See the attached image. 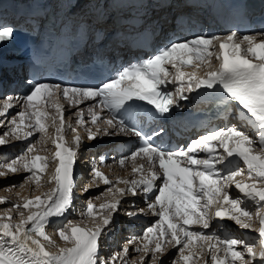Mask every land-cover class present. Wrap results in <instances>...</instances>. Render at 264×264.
Returning a JSON list of instances; mask_svg holds the SVG:
<instances>
[{"label": "snow or ice", "instance_id": "6c2138e0", "mask_svg": "<svg viewBox=\"0 0 264 264\" xmlns=\"http://www.w3.org/2000/svg\"><path fill=\"white\" fill-rule=\"evenodd\" d=\"M15 31L14 26L0 25V46L10 43ZM187 66L194 70L185 72ZM201 69L203 75L198 74ZM168 84L179 86L168 92ZM198 89L221 91L225 103L236 106L238 117L252 133L232 124L212 129L186 146L169 149L156 143L163 129L148 135L134 122L140 107L136 101L152 106L154 113L149 116H164L178 106V100L189 99L186 92ZM61 101L71 108H79L85 101L97 103H91L87 113L79 108L73 126L71 117L65 120L67 109ZM16 105L20 107L16 115L7 124L0 121V127L7 128L0 135V146L13 140L29 141L36 134L39 138L29 141L16 158L0 162V178L28 174L19 185L3 189L11 193L18 187L16 201L0 196V205H10L0 211V264H163L161 258L170 248L178 253L172 264H264V30H230L223 36L196 34L170 40L156 54L122 67L97 86L35 82L24 97L0 100V116ZM105 110L107 115L102 116ZM85 114L92 127L86 126ZM77 126L83 127L89 141L121 134L141 140L130 156L118 161L121 167L131 162V179L117 177L113 182L99 166L92 168L90 182L79 191L87 193L100 183L110 186L101 194L103 203L97 206L93 199L87 201L80 221L66 215L75 211V165L85 138ZM50 127L55 129L54 138L48 135ZM67 131L74 134L70 144ZM49 140L55 146L51 161L38 154L47 151ZM51 162H55L54 174L47 182L55 186L40 194L21 195L26 185H35L33 192L41 189L40 174ZM141 194L147 208L139 211L158 219L119 252L102 256L103 239L115 223L122 199ZM85 217L91 220V227ZM225 219L258 233V237L247 240L219 234L227 229L221 223ZM49 227L52 234L46 230Z\"/></svg>", "mask_w": 264, "mask_h": 264}, {"label": "bare ground", "instance_id": "6f19581e", "mask_svg": "<svg viewBox=\"0 0 264 264\" xmlns=\"http://www.w3.org/2000/svg\"><path fill=\"white\" fill-rule=\"evenodd\" d=\"M171 8H172V6H167V7H165V8H159L158 6H153V7H151V13H153V14H155V17H157L158 18V21L162 24V23H167V17L169 16V14H170V12H171ZM162 14H166V18H163L162 17ZM163 27V26H162ZM226 122H228L229 124H236V125H238L239 127H243L244 128V130L246 129L245 128V126L244 125H242V124H240L239 123V121H236V119L235 118H233L232 116H229L228 118H226ZM224 124V123H223ZM2 128L3 127H0V131L2 130ZM52 130H54L53 128H51ZM39 137H37L36 139H38ZM35 139V140H36ZM87 141H89V140H87ZM35 142V141H34ZM108 146V144H105L104 145V147H107ZM38 147V149L40 148V146L38 145L37 146ZM45 147H46V149H47V151H40V152H38V154H40V155H46V156H48L49 157V159H50V161L52 160V155H53V149H51V147H52V145H45ZM11 151H12V149H10V148H7L5 151H3V152H0V160L2 159V158H6L7 160H11V159H14L15 158V156H13L12 154H11ZM83 152H88V150H85V149H83ZM18 156V155H17ZM53 169H54V162H51L50 163V166H49V168H47V169H45V171H44V173H42V174H40L41 176H42V181H41V183H42V187H41V189L38 191V192H33L32 191V189L33 188H35V185H26V188H25V190L21 193V195H23V196H31V195H36V194H40L41 192H46V191H48L49 190V188H51V186H52V184L50 185V184H48V177L49 176H51V175H53ZM23 174V173H22ZM14 176V175H13ZM21 175H16V176H14V177H11V178H7L8 180H11V181H8V180H5L4 182V184H2L1 182H0V196H8V194H6V192L5 191H3V189L4 188H6V187H9V186H11V185H19L20 183V181H21V177H20ZM24 178V177H23ZM1 180H3V178H0ZM237 179H238V177H237ZM24 180V179H23ZM23 180L21 181V182H23ZM90 180H91V177H89V178H87V179H85V181L84 182H82V186L84 185H87L89 182H90ZM239 180V179H238ZM80 182L81 181H77V187H80ZM101 184L102 183H100L99 184V187L101 186ZM4 185V186H3ZM103 185V184H102ZM119 187H121V185H119ZM108 188V187H107ZM107 188H105L104 190H102V191H99L100 189L98 188L97 189V187H94V188H92V189H90L87 193H81L80 191H79V189L80 188H78V190H77V193H78V197H77V200H80V199H82L83 200V202H87L89 199H93V202L95 203V204H99V203H103L104 202V200H105V196H102L101 194L102 193H105L106 192V189ZM234 189V188H233ZM13 191L14 192H16V191H19V188L17 187V188H14L13 189ZM14 192H13V195H15L14 194ZM232 194L233 195H235L236 194V191L234 190V191H232ZM86 196H88V198L89 199H86ZM97 196H101V199H99V200H95L94 198L95 197H97ZM9 198L11 199L12 198V195H10L9 196ZM16 198V197H15ZM109 199H110V196L108 197ZM133 200V202L136 204V206L137 207H139V209H141V208H144L145 209V207H144V203H143V201H141V200H138V199H135V198H129V200H127V201H125V203H127V204H129V203H131V201ZM122 203H124V201H122ZM124 206V204H122L120 207H119V209H118V212H124V210H126V209H129V207H123ZM126 206H128V205H126ZM6 206H4V204L3 205H0V211H2L4 208H5ZM77 208H79V206H77ZM80 209H78V211H79ZM98 210V209H97ZM133 210H137V209H131L130 211H133ZM254 210V209H253ZM118 212L116 213V215L118 214ZM137 215H139V216H143L144 215V213H141V212H135ZM66 215H68V218L69 219H71L72 218V215H75V216H73V217H75L76 218V213L74 212V214H73V212H71V214L69 215V214H66ZM151 215V214H150ZM114 216H115V214H114ZM122 216H126V214H123V215H120V217H119V215L118 216H115V218H116V222L117 221H121L122 222V224H124V221L125 220H129V219H131V218H129V219H123L122 218ZM73 219V220H75V221H80V220H76V219ZM85 221H86V223L88 224V226L89 227H91L92 226V223H91V220L90 219H87L86 217H85ZM145 222V221H144ZM213 223H215V221L213 222ZM222 223V222H221ZM114 228H115V226L114 227H112L111 228V231L108 233V235L106 236V237H108V236H112V234L114 233ZM124 228L122 227L121 228V230H123ZM50 234H52L53 233V229L51 228V227H49L48 229H46ZM135 230V229H134ZM227 230H228V228L227 229H225L223 232H227ZM205 231H209V230H205ZM244 231V230H243ZM124 232H126V233H128L127 235L128 236H124L123 234H121L120 235V233H117V240H118V238H125V237H134V235L132 234V232H130V231H124ZM134 233V232H133ZM234 233L235 234H238V235H240V236H242V239L244 238V239H247V240H251L252 238H254V237H258V234L256 233V232H253V231H251V230H245V233L243 234V232H241L239 229H234ZM104 238L103 239V241H105L104 242V245L105 244H107V245H112V243L113 242H110L109 243V241L110 240H107V238ZM54 239H56L57 240V242L58 243H62L61 241H59V238H58V236H54ZM112 240V239H111ZM112 241H114V240H112ZM127 241H125L124 242V244L126 243ZM123 244V245H124ZM110 249H112V248H109V249H107V246H105V247H102L101 248V255L102 256H104V257H106L105 256V254L106 253H108L109 252V250ZM108 252H107V251ZM114 251V253H115V250H113ZM117 252V251H116ZM172 253H173V250L170 248V250H169V252L164 256V257H162L161 259L163 260V264H166L167 263V261H169L170 260V258H171V256H172ZM113 254V253H112ZM111 253H110V256L112 255ZM108 256V255H107ZM109 257V256H108Z\"/></svg>", "mask_w": 264, "mask_h": 264}, {"label": "rangeland", "instance_id": "374dc122", "mask_svg": "<svg viewBox=\"0 0 264 264\" xmlns=\"http://www.w3.org/2000/svg\"><path fill=\"white\" fill-rule=\"evenodd\" d=\"M18 175V174H17ZM19 175H21L20 177L22 178L21 179V181L24 179L23 177H25L26 175H28L27 173H21V174H19ZM14 176H16V175H14ZM14 176H10V177H8V179L9 178H11V177H14ZM7 178H3V180H1L0 179V182L2 183V184H4L5 182V180H8ZM238 179L239 180H243L244 178L243 177H238ZM8 181H11V180H8ZM21 181L19 182V183H21ZM4 186V185H3ZM1 187V186H0ZM233 187H234V185H233ZM101 188V189H100ZM99 189V191H102V190H104L106 187H104V186H102V187H100ZM98 189V188H97ZM13 192L14 191H12L11 193H7L6 192V194H8V196H10V195H12V198L10 199V201H16L18 198L15 196V195H13ZM14 194H15V192H14ZM16 197V198H15ZM86 199H89L88 198V196H86ZM86 204H87V202H82V204H80L79 205V203H78V205H79V208H77V205L75 206V211H73V214H74V212L76 213V218L75 217H73V216H75V215H72V218L71 219H76V220H81L82 218H81V215H80V213H81V211H83L85 208H86ZM100 204V203H99ZM99 204H96L97 206L99 205ZM4 206H6V207H9L10 205L9 204H4ZM78 209H80L79 211H78ZM254 209V208H253ZM94 211H97V210H94ZM87 218V217H86ZM69 219V218H68ZM85 219V218H84ZM87 219H89V218H87ZM223 224H225V225H227V228H228V232H227V235H232V236H234V237H236V238H240V239H242V236H240V235H238V234H235L234 233V229H239L241 232H243V234L245 233V230H248V229H240L239 228V226L238 225H236L235 224V222H233V221H230V220H227V219H225V220H223V221H221ZM115 226V228H114V232H116L114 235H116L117 233H120V235L121 234H125L124 233V231H125V229H123V230H121V227H125V226H123L122 224H120V223H118V222H115L114 223V225L112 226V227H114ZM139 226V228H138V231H137V234H138V236H142L143 235V232H144V230L146 229V227L148 226V225H146V226H143L142 228H141V225H138ZM120 229V230H119ZM222 230V229H221ZM221 230H219V234H221V235H224V233L223 232H221ZM244 230V231H243ZM137 236V237H138ZM124 239H126V238H118V241L117 240H114V241H112V240H110L109 241V243L110 242H113L112 243V245L111 246H109V248H112V249H110L109 250V252L108 253H106L105 254V256H106V258L108 257V256H110V253L112 254V253H114V251L113 250H115V253H116V251L117 252H119L121 249H122V247H123V243L126 241V240H124ZM244 239V238H243ZM104 242L105 241H103V244H102V247H105V245H104ZM107 245V244H106ZM172 250H173V253H172V256H171V258H170V260L169 261H167V263L166 264H172V262H173V260L174 259H176V257H177V249L176 248H171ZM130 253H131V256H133V257H135L137 254L135 253V252H132L131 251V249H130ZM108 255V256H107Z\"/></svg>", "mask_w": 264, "mask_h": 264}]
</instances>
